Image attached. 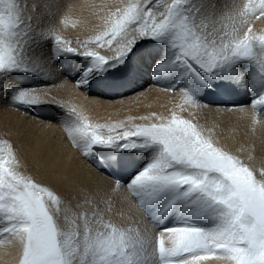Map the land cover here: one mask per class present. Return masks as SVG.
I'll list each match as a JSON object with an SVG mask.
<instances>
[{
    "label": "snow or ice",
    "instance_id": "obj_1",
    "mask_svg": "<svg viewBox=\"0 0 264 264\" xmlns=\"http://www.w3.org/2000/svg\"><path fill=\"white\" fill-rule=\"evenodd\" d=\"M40 7L38 0H0V99L7 98L17 112L64 107L45 91L48 85L14 88L9 81L13 74L54 78L44 45L51 44L49 61H87L73 82L81 90L124 65L140 40L164 48L163 59L152 69L153 80L171 78V86L161 90L181 93L182 110L200 106L197 96L212 86L210 81L243 84L258 93L252 107L264 106V61H257L254 52L258 44L264 54V34L256 35L251 27L253 19L264 17V0L258 7L249 0L235 14L240 27L231 33L216 27L218 0H171L163 10L153 0H133L104 17V29L91 42L103 47L116 40L118 54L111 59L89 42H78L81 50L54 28L42 27ZM71 111L74 119L62 121V127L89 164L95 160L104 166L99 149L139 153L146 162L127 182L112 176L108 191L72 204L23 173L16 146L0 138V234L18 240V264H205L213 259L264 264V169L257 174L211 130L206 134L175 112L92 124L75 108ZM135 119L150 122H130ZM125 191L150 218L152 230L113 222L111 194ZM173 217L175 223H167Z\"/></svg>",
    "mask_w": 264,
    "mask_h": 264
},
{
    "label": "bare ground",
    "instance_id": "obj_2",
    "mask_svg": "<svg viewBox=\"0 0 264 264\" xmlns=\"http://www.w3.org/2000/svg\"><path fill=\"white\" fill-rule=\"evenodd\" d=\"M132 2L133 0H38L41 5L38 20L42 21V27L54 28L62 39L73 42V47L79 46L82 50L83 45L78 42H89L92 50L111 59L118 54L116 40L111 45L105 44L103 47L91 42L104 29V17L118 7L122 8ZM170 2L171 0H153L161 10ZM251 3L259 6V0H251ZM218 4L217 29L231 33L233 28H239L240 20L235 14L243 11L249 0H218ZM38 20L34 17L33 23H37ZM251 27L256 35L264 34V17L253 19ZM119 39L120 37H117V40ZM142 42L143 40H140L135 45L132 54H143L136 66L141 68L140 74H143L141 77L144 79L148 71L152 72L154 64L163 59L164 48L154 57L140 49ZM50 48V43L44 45L43 53L45 63L53 69V79L41 80L26 74H13L9 81L14 88L48 85L45 91L57 104L63 105V109L56 105H44L41 108L45 115L37 117L26 109L23 110L30 115L17 112L8 106L7 98L0 99V138L6 137L16 146L23 165L21 168L23 173L50 187L72 204L77 200L82 201L85 195L102 194L114 184V180L93 168L66 138L61 122L74 119L75 113L71 111L73 108L86 116L88 122L92 124L129 122L130 117L149 116L153 113L170 117L175 112L181 118L198 123L206 134L211 130L214 139L229 152L243 159L250 168L256 170L257 174L264 169V106H261V111L257 109L259 106L252 107L251 102L258 93L248 90L243 84L232 85L223 81L230 95L240 103L236 107L224 105L216 107L200 101L199 107L189 108L188 105H184L185 110H182L181 93L161 90L163 87L171 86L173 82L171 78L147 80L142 89L124 97L111 99L102 96L90 83L81 90L73 83L79 79L87 61L81 63V60H84L81 57H62L56 62L49 61ZM254 52L257 61H264V54H261L258 44ZM63 63L70 65L65 72L59 71ZM51 106L61 109V113L54 114ZM130 122L150 121L135 119ZM132 161L134 169L124 175L125 182L143 167L146 157L133 152ZM111 195L116 201L113 222L122 227L139 226L153 229L149 217L138 207V201L133 200L126 191ZM203 222L205 227L209 226V222ZM167 223H175V218H170ZM19 249L18 240L8 234H0V264H18ZM205 264L228 262L213 259Z\"/></svg>",
    "mask_w": 264,
    "mask_h": 264
}]
</instances>
